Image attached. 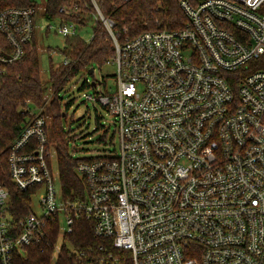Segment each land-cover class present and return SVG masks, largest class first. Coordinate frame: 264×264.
Returning a JSON list of instances; mask_svg holds the SVG:
<instances>
[{"label": "built area", "instance_id": "1", "mask_svg": "<svg viewBox=\"0 0 264 264\" xmlns=\"http://www.w3.org/2000/svg\"><path fill=\"white\" fill-rule=\"evenodd\" d=\"M68 2L61 17L82 15ZM93 7L92 22L114 45L104 66L115 67L118 87L83 97L114 117L115 128L96 130L119 147L79 161L85 200L65 199L48 118L20 106L25 120L0 154V264H14L52 227L50 264L64 254L74 264H264V0H179L181 28L121 42ZM36 11L35 0L0 8V66L24 55ZM47 22L63 39L88 26ZM92 83L102 84L84 81ZM79 217L110 249L86 257L70 245Z\"/></svg>", "mask_w": 264, "mask_h": 264}, {"label": "trees", "instance_id": "2", "mask_svg": "<svg viewBox=\"0 0 264 264\" xmlns=\"http://www.w3.org/2000/svg\"><path fill=\"white\" fill-rule=\"evenodd\" d=\"M1 7H28L32 0H0ZM82 15L77 18H63L57 11L68 5V0H47L45 19L54 21H75L81 27L92 22L93 2L104 19L113 23L112 33L118 42L133 38L145 32L157 30H176L185 23L181 13L179 0H73ZM91 38L84 41L80 36L64 38V48L60 54L68 62L54 68L49 59L48 84L50 101L48 105L44 82L40 77V59L35 37L25 47L24 55L17 62L0 66V154L18 135L25 116L19 110L25 102L38 108L45 107L50 118V134L56 150L59 182L65 199L85 200L87 189L85 183L75 173V167L82 159L71 156L69 149V133L65 131L62 119L65 112L61 108L60 94L81 72H88L96 65L102 68L114 54V45L109 32L100 22L93 21ZM87 88L83 83L79 90ZM72 102L64 105L67 110ZM45 115V113H43ZM4 164L5 154L2 156ZM5 167V164H4ZM14 201V197H12ZM14 206V205H13ZM58 228L52 227L47 239L17 255L14 264H50L51 246L56 243ZM70 245L86 253V257L99 255V248L110 249V242L98 239L93 234L92 223L83 217L75 219L71 233L66 236ZM85 257V258H86ZM59 264H74L67 255L61 257Z\"/></svg>", "mask_w": 264, "mask_h": 264}, {"label": "rangeland", "instance_id": "3", "mask_svg": "<svg viewBox=\"0 0 264 264\" xmlns=\"http://www.w3.org/2000/svg\"><path fill=\"white\" fill-rule=\"evenodd\" d=\"M37 4V11L35 17V42L38 49L40 59V77L44 82V88L47 93V101L50 99V90L48 84V69L49 59L52 60L54 68L58 67L63 61L64 57L60 51L64 48V40L61 36L54 33V25L48 23L44 17V10L47 0H35ZM93 22L87 27L83 28L79 34L81 39L89 41L91 38V28ZM49 28V33L45 30ZM88 80L90 83L93 81L101 82V86L96 85L90 88L79 90L80 86ZM118 82L116 76V69L113 66H104L98 68L96 65L93 67V73L90 75L84 71L79 73L75 79L69 83L60 94L62 99L61 108L65 112V118L62 119V124L69 133V149L74 153V157L78 159H89L94 157H106L109 151L118 149L119 145L116 139L113 143H109L112 137L107 134L105 139L99 140L102 136L101 131L96 130L99 126L108 127L111 130L115 128L116 122L114 117L111 116L99 104L84 99L83 95H95L96 92H105L108 95H114L117 92ZM72 102L71 106L65 110L64 105ZM43 113L48 118L50 126V118L45 107H42ZM48 140L53 147L51 134H48ZM54 148V147H53ZM53 169H56V160L52 161ZM37 215L40 211L37 208L32 209ZM60 226H65V222L61 221Z\"/></svg>", "mask_w": 264, "mask_h": 264}, {"label": "water", "instance_id": "4", "mask_svg": "<svg viewBox=\"0 0 264 264\" xmlns=\"http://www.w3.org/2000/svg\"><path fill=\"white\" fill-rule=\"evenodd\" d=\"M89 74L91 75L92 74V70L90 69L89 70ZM95 85V83H92V86H94Z\"/></svg>", "mask_w": 264, "mask_h": 264}]
</instances>
